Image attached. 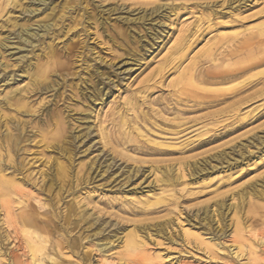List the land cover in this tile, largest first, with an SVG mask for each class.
Segmentation results:
<instances>
[{"label":"rangeland","instance_id":"obj_1","mask_svg":"<svg viewBox=\"0 0 264 264\" xmlns=\"http://www.w3.org/2000/svg\"><path fill=\"white\" fill-rule=\"evenodd\" d=\"M20 2L29 8L21 31L40 39L23 43L18 27L0 34V182L22 191L3 197L13 213L49 210L41 227L62 232L71 208L66 233L54 237L63 243L57 264H264V0H0V8ZM164 174L178 182L160 185ZM134 219L146 226L142 260L94 246L100 228L98 240L122 237ZM6 224L0 210L4 263L14 251L33 264ZM184 230L218 245L207 251ZM250 243L258 261L247 259Z\"/></svg>","mask_w":264,"mask_h":264},{"label":"bare ground","instance_id":"obj_2","mask_svg":"<svg viewBox=\"0 0 264 264\" xmlns=\"http://www.w3.org/2000/svg\"><path fill=\"white\" fill-rule=\"evenodd\" d=\"M28 1H29V3H35V2L38 3V4L39 3H42V4H45L46 3V0H28ZM12 2H14V0H11V3ZM10 7H11V9H9V8L6 9L5 7L0 8V13L1 12H4L3 15H5V18H6L5 20L2 21V24L0 25V34H3L5 30H7V31H15V28L18 27V29H20L19 30L20 36L23 35V38H21L22 39L21 41L23 43H25V44L27 43V44L33 46V42L34 41H37V42L39 41V39H40V37H38L39 35H37L35 32L34 33H29L28 31H27V33L22 32L21 31V28H20L22 25L20 23H18V17L21 16V11L22 12H27L26 9H29V8H27L26 6H24V4H22L21 2H20V4L18 6H16V5L14 6V4H11ZM13 7H15V8L16 7H19V9H20L19 10L20 12H18L19 14L16 17H12V16L9 15V13L12 12ZM159 9L160 8H156L155 9L156 10L155 12H157ZM48 27L49 26H45L44 29L47 28L46 31H48L49 30ZM41 36H43V35L41 34ZM42 39H43V37H41V40ZM251 39L252 38H247L246 40H244V42L242 43L243 47H246L250 43ZM1 45H4L5 46L4 41H2V39H0V46ZM179 50H178V52H179ZM259 62L260 63H263L264 62V58L261 59ZM195 103L196 102H194V104ZM196 104H198V103H196ZM176 133L179 134L180 133V130L174 132V134H176ZM4 136H6V138H8L9 135L6 134ZM16 141H17V138L15 140H12V142L14 144L16 143ZM140 149H142V150L144 149L146 152L149 150L152 153H166L165 149H150L147 146L140 147ZM241 155L243 156V153ZM1 163H2V160H0V164ZM201 170H203V169L200 168L199 171H201ZM175 175H177V174H175ZM177 178H178V176H172V175H169V174H164V176L159 180V182H160V185L169 186L171 184H175L176 181H177ZM10 192H13V193H15L17 195L22 194V191L16 185V183L14 182V180H12V179H3L0 182V210L5 215L6 223H7L6 226L12 229V233L15 235L16 238L20 237L19 235H21L20 241H22V242L25 241L27 243V245H28V247L30 249L29 257L33 261V264H47L46 262L45 263L42 262V261H46V260H44L45 258L44 259L41 258V260H40V257H39L40 256L39 254H41V253L46 254L47 252H50L51 253L50 255L48 254L49 256L47 257V259L49 261H51V263L53 262L54 264H57V262H58V256H63L64 255V253L62 251V249H63V243L61 244V241L59 239H55L54 238V237H56L58 235L57 234V231L58 232H60V231H59V229L56 230V228L53 227V226H51V225H46V226L43 225L45 227H41L39 225L41 223H46L47 224L48 222H49L48 224H50L51 217L49 215V213H50L49 210H48V215L46 213H43L42 214L43 217H39V216H37V217H35V216L28 217V216H26V215H24V214H22L20 212H17V213L14 212L13 213V211L16 210L15 209V206H13L12 203L9 200L3 199V197L5 195L9 194ZM256 195L258 197L262 198L263 192L262 191H258L256 193ZM28 200L29 199L26 200L27 208H30L31 210H34V211H36V210L38 211L39 210V207L36 206V205H34V204H32ZM137 203H138V205H140V208L141 209H145V207L148 206L147 203L144 200H141V199H138L137 200ZM30 209H29V211H31ZM137 209L138 208L134 205V208H131L130 211H129V213H133L134 212L133 215H135L137 213V211H136ZM71 214H72L71 208L70 207H67L64 210V223H63V227L65 228V230H63L62 232H65L66 233L67 227L69 225V220H70ZM61 215H63V214H61ZM80 219H81L80 217L79 218H76L75 222L78 223L80 221ZM96 219H98V218H96ZM134 221H135V223L132 224V227L131 228H128L125 231V233L123 234L122 237H118L117 236L114 239H112V237H105V238H102V239L98 240V234H99V232L101 233V231H102V228H100V231H98V233H96L95 234V237L93 238L94 240L96 239V241H94V243H93L94 246L100 252H103V251H106V250H109V249H112V248L117 247L118 249L121 250V253H123L124 257H126L125 259H136L138 261L142 260L144 257L141 254V248H142V246L144 244V238L141 236V233L143 232L144 229H146V226H144V225L139 226L137 224L138 220L134 219ZM244 228H245V226H244ZM243 229H241V230L243 231ZM188 230H184L183 233L189 234L190 232H188ZM62 232L59 233V234H61L60 236H63L62 235ZM139 232H141V233H139ZM261 232L263 233V231H261ZM190 234L193 235L194 239L198 240L201 244H204L203 246L205 247V249L207 251H211L212 248L214 247V245H218V243H216V242L215 243H209L208 241H205L204 238H201L202 236L200 237L197 234H193V232L190 233ZM239 235L240 234H238V236ZM113 236H115V235H113ZM88 237L89 236H86V238H88ZM239 239H240V237H239ZM75 241H77V240H75ZM115 241H117V242L114 245V242ZM248 246H249V244H248ZM263 246H264V240H263ZM246 252H248V258H247L248 260L254 261L255 259H257L258 254L253 249L252 243H250L249 251H246ZM71 253H74V252H71ZM9 256H10V259H9V262H7V264L8 263L9 264H23L22 260H20V258H19V254L17 252L11 251L10 254H9ZM245 257H247V256L245 255ZM3 260L4 259L2 257V253H0V264H6V263H4L5 261H3ZM256 261H258V259ZM153 262H155V261H153Z\"/></svg>","mask_w":264,"mask_h":264}]
</instances>
